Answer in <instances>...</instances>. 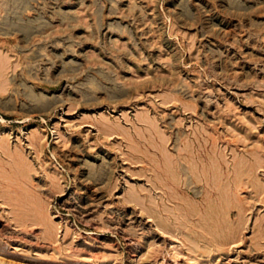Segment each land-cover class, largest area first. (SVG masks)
<instances>
[{
  "label": "rangeland",
  "instance_id": "1",
  "mask_svg": "<svg viewBox=\"0 0 264 264\" xmlns=\"http://www.w3.org/2000/svg\"><path fill=\"white\" fill-rule=\"evenodd\" d=\"M0 264H264V0H0Z\"/></svg>",
  "mask_w": 264,
  "mask_h": 264
}]
</instances>
